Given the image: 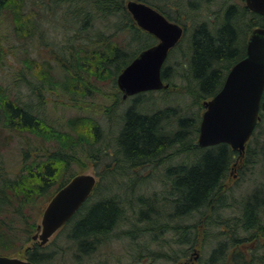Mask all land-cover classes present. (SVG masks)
<instances>
[{
  "label": "trees",
  "instance_id": "1",
  "mask_svg": "<svg viewBox=\"0 0 264 264\" xmlns=\"http://www.w3.org/2000/svg\"><path fill=\"white\" fill-rule=\"evenodd\" d=\"M127 1L32 0L33 6H41L36 10L27 8L28 0H0V11H10L17 39L32 41L37 36L43 47L38 49L37 57L25 58L29 75L37 77L36 89L41 92L47 83L52 85L57 73L60 79L57 85L61 90L78 99L92 88L93 76L100 80H112L117 86L116 79L123 68L141 50L157 42L154 35L138 26L126 7ZM139 1L157 8L170 20L185 27L182 40L185 39L189 47L185 70L175 71L176 67L168 64L169 58L162 69L164 81L171 83L162 90L170 98L175 94L180 96L181 103L169 102L162 108L149 111L140 104V99L152 91L141 92L134 96V102L117 116L116 121L111 115L119 109L123 97L122 94H114L113 103L99 106L110 121L120 127L118 133L112 136L115 143L111 150L108 146L95 147L105 137V129L93 116L71 117L67 128L61 129L36 111L34 103H24L19 95L9 96L1 92L0 132L4 129L14 133L30 131L44 143L57 141V148L50 150L44 147V143L41 148L36 145L27 147L16 171L0 157V248L6 253H20L21 258L35 264H53L56 254H51L46 244L35 241L32 246L25 247L38 230L37 221L31 219L32 213L28 208L41 198L50 200L77 174L66 176L71 164L82 160L76 155L77 149L89 146L90 156L100 160L103 168L97 174L99 180L92 194L68 222L76 218L68 230L77 251L86 254L95 251L103 243L104 234L109 235L118 220L130 219L127 214L129 208L136 212L137 207L141 212L136 217L139 224L149 226L152 223L154 235L159 234L157 230L161 225L167 226V223L159 224L158 218L169 215L170 219L181 222L183 218L196 216L194 226L197 228H192L193 238L184 240V236L176 239L170 236L161 243L163 249L158 251L169 249L179 253L185 245L188 255L189 249L198 240L200 223L206 215L207 228L203 226L201 243L207 245L215 241V245L205 258H201L202 264H264V184L254 186L238 202L227 203L229 190L225 181L245 153L240 156L238 150L224 142L204 148L196 143L205 110L204 102L221 89L231 67L244 57L249 35L256 26H264V16L250 10L246 3L227 4L206 17L202 5L209 0ZM49 15L53 20L62 22L60 31L66 37L59 53L54 51L56 42L50 39L58 30V24L52 23V28ZM4 38L0 30V68L10 62L5 58L9 52L4 49ZM120 38L123 40L120 41ZM133 43L136 45L133 46ZM29 44L33 46V43ZM22 46L31 56V48ZM41 49L50 55L52 53L57 65L51 62L52 58L43 56ZM3 51L6 52L4 55ZM22 72L20 69L19 74ZM177 73L185 80L181 85L173 82ZM22 77L23 74L19 76ZM74 105L82 106L75 102ZM260 117L256 129L264 119V94ZM7 140L5 138V143ZM262 172L264 174V167ZM57 173L61 179L58 185ZM151 177L159 179L160 191L155 189L151 194L142 192L141 184H148L146 180ZM130 182L134 183L131 187L125 185ZM103 183H106L108 191L111 188L132 189L135 185L136 188L128 197L121 193L106 196ZM157 203L165 208L166 213L156 211L153 206ZM219 209L236 215L223 217L217 212ZM150 213L155 220L150 218ZM68 223L67 226L72 225ZM135 231L125 234L134 236ZM172 246H177V250ZM166 255L156 254L154 260L160 258L175 264L183 256L170 254L166 258ZM153 264L157 263L153 261Z\"/></svg>",
  "mask_w": 264,
  "mask_h": 264
},
{
  "label": "rangeland",
  "instance_id": "2",
  "mask_svg": "<svg viewBox=\"0 0 264 264\" xmlns=\"http://www.w3.org/2000/svg\"><path fill=\"white\" fill-rule=\"evenodd\" d=\"M32 0H28V6L27 8H34L36 10L41 9V6H33L31 4ZM46 2L50 0H45ZM204 1V0H203ZM230 3H239L240 5L245 4V0H209L204 1L202 5L203 14L208 17L212 16L217 12L220 8L224 7L227 4ZM44 5V4H43ZM43 7V6H42ZM7 9H3L0 11V30L1 33H3L4 42L6 45H4V49L8 50L9 54H6V59H10V62H6V65L4 68H0V93L5 92L9 96L13 95H19L21 96L24 103L32 102L34 103L35 110L40 112L42 116L50 123L54 124L57 127H60L61 129L67 128V122L68 119L75 116L80 115H91L96 120L100 121V124L102 128L105 129V137H102V142L96 143L95 147H110L109 149L113 150L112 144L115 142L112 139L113 135H116L119 130V125L115 124V122L110 121V117H108L107 114H105L102 109L99 108L101 105L110 104L114 102V94H122V91L119 89L118 85L115 86L114 82L112 80H100L97 77H91L93 85L90 91L86 92L85 95L81 94V97L78 99L72 98L71 94L66 93L65 91H62L60 86L57 85V82H59V75L56 73L54 82L52 85L46 84L44 87H42L41 92L36 89V85L38 82H36V75H29L28 68H27V62H25V58L27 56L29 57H37L38 56V49L43 48L40 43L37 41L36 37L32 41H24L19 40L15 36V33L13 31L12 27V19H11V13ZM50 16V15H49ZM49 23L51 24L53 28V24H58V30L52 35L50 38L52 41H55L56 44L54 46V51L61 50V45L66 41V37L60 29H62V22L55 21L49 17ZM123 37V36H122ZM45 40H48V38H45ZM120 41L123 40V38L119 39ZM29 43H33V46H31ZM67 43V42H66ZM22 45L27 46V48H31V56L27 55V52L25 51L26 48H24ZM30 45V46H29ZM136 45V43H133V46ZM14 47V48H13ZM189 47L187 45V41L184 39L182 40L181 44L178 45L175 49L171 50V55H169V65H172L176 67L175 71H183L185 70L184 64L187 62V53H188ZM42 55L45 57L52 58V53H46V51H43L41 49ZM6 52L3 51V55ZM54 58V57H53ZM51 59V62L54 65H57V61L54 59ZM167 58V59H168ZM167 65V63H166ZM187 65V64H186ZM183 67V68H182ZM20 69L23 70L22 73L19 74ZM59 69V68H58ZM23 74L22 78H19L20 75ZM32 79V80H31ZM35 80V81H34ZM173 82L177 85H181L185 82L184 79H182L180 74H175ZM171 84V83H170ZM149 91H147L148 93ZM174 92V91H173ZM162 89L159 90H152V92L148 94H144L142 99H140V104L143 106L145 105L146 108L149 109V111H153L156 108H162L166 106L169 102L173 103H181V97L177 94L173 95L172 98L167 96ZM135 95H132L130 97H127L126 99H122L118 105L117 111L114 112V114L111 115L113 120L117 118V116H120V113L124 111L125 108H127L129 105H131L134 101ZM69 100L72 102H69ZM75 103H79L80 106L74 105ZM37 103V106H36ZM169 103V104H170ZM89 105L93 106L92 108L88 107ZM98 106L96 109L95 107ZM85 107V108H82ZM99 108V109H98ZM92 109V110H91ZM94 109V110H93ZM117 121V119H116ZM70 130V129H69ZM1 138H0V157L5 161L6 165L12 168V170L16 171L21 165V159L23 155V151L25 149H28L27 147L33 148L34 145L41 148L42 144L44 143L42 139L35 134H33L30 131H26L23 133H18L10 130V129H4V131L0 132ZM10 137V138H9ZM5 138H8L7 142L5 143ZM29 143V144H28ZM31 144V146H30ZM45 148H49L50 150H55L57 148V141L50 140L46 141L44 143ZM38 148V149H39ZM89 146H82L79 147L76 151L77 157H81L82 160H78V162H73L71 164V167L69 171L66 172V176L68 177L71 173H91L96 175L97 179L99 180V171H102L103 164L98 161L97 159L90 156V152L88 150ZM33 150V149H32ZM244 157H240L241 159L238 160L235 165L232 173L225 181L226 188H228V198L226 199L227 203H233L238 202L241 198L246 196L251 189L256 185H263L264 184V174L262 172V169L264 167L263 160H264V119L261 121V125L255 130L254 135L250 139V141L247 143L246 152H244ZM99 163V165H98ZM54 178V177H53ZM55 178L57 179L56 184L61 180L60 175L58 173L56 174ZM64 178V177H63ZM156 177L148 178L146 181L147 183L141 184V191L152 193L155 189L160 191L158 188H161L160 184H158L160 181ZM59 184V183H58ZM57 184V185H58ZM129 184L128 187H131L134 183H126L125 185ZM103 188L105 187V195H111L112 193L122 194V196L128 197L130 196V193H134V190L132 189L136 188L133 186L132 189H124L120 190V188L115 189L111 188V191L106 189V183H103ZM126 187V186H125ZM108 193V194H107ZM117 196V195H115ZM50 200L44 201L43 198L38 200L35 204L30 206L28 208V211L32 213V218L37 221V224L41 223L42 220V214L44 212V209L46 205L48 204ZM160 203L155 204L153 207L156 209L157 212H165L164 207ZM230 208V207H228ZM232 208L236 209V206H233ZM127 214L130 215V219L126 220L124 219L123 222H121V228L119 230H114L112 234H110L109 240L107 241L108 244H101L95 251L90 252V254L82 253L77 251V246L74 243V240L69 237L70 229L73 226L74 221L76 218L72 220V225L67 226V224L59 229L54 235L50 237V240L48 243H46L47 250L51 254L55 255V260L52 262L53 264H131L133 263L132 260V254H114L121 251H128L133 248L134 242H136L137 239L142 237L143 243L140 245L138 244L137 248L139 250L145 249V242L150 240V249L158 251L160 249H163L161 243L165 241V239H168L170 236L171 238L174 237H183L184 234H186L185 239L187 238H193L194 236V230L193 227L197 228L196 225L194 226L196 222V216L183 218L181 222H179L177 219H170L171 217L169 215L164 216L162 218H158L159 224H165L167 223V226L161 225L159 229L157 230L159 232L158 235H154L153 239H150L149 237H146V232L142 231L143 229H146V223H143L142 226L139 224L138 220L139 214L141 212H138V208L136 207V212L131 207L129 208ZM166 209H169L168 207ZM138 212V213H137ZM217 212L224 213L223 217H228V214L230 212L223 211L222 209L218 210ZM137 213V214H136ZM166 213V212H165ZM155 217V216H154ZM206 215L203 218V222H201L200 225V234L201 238L200 241L202 242L203 239V230L206 226ZM155 220V218H152ZM174 226H169V225ZM191 225V227L189 226ZM179 228L177 230V228ZM204 226V227H203ZM156 227V229L158 228ZM136 230V233H142L137 237L130 236L124 234L125 230ZM190 230V232H189ZM193 230V231H192ZM193 232V233H192ZM34 240L31 238L29 242H26L25 247L32 246L34 244ZM215 245V241H212V243L207 245H199L201 254L200 258H205L208 254L211 248ZM142 247V248H141ZM171 248L177 250V246H172ZM0 248V254H7L10 256H18L21 257L20 253H6L5 251L1 250ZM104 251H109L112 254H104ZM103 253V254H102ZM156 253V252H155ZM78 254H80L78 256ZM164 255V254H159ZM175 255V254H173ZM156 256V254L154 255ZM168 258L170 254L166 255ZM188 259V258H187ZM153 261L157 264H170L166 261L161 260L158 258L157 260ZM170 262V260H168ZM152 262V260L150 261ZM50 264V262H48ZM195 264H202L200 259Z\"/></svg>",
  "mask_w": 264,
  "mask_h": 264
},
{
  "label": "water",
  "instance_id": "3",
  "mask_svg": "<svg viewBox=\"0 0 264 264\" xmlns=\"http://www.w3.org/2000/svg\"><path fill=\"white\" fill-rule=\"evenodd\" d=\"M250 10L264 16V0H245ZM128 11L143 30L157 42L141 50L118 74L117 85L123 98L140 92L167 88L163 65L184 34V26L170 20L155 7L139 0H128ZM264 93V26L250 33L245 55L229 70L221 89L204 102L197 145L200 148L228 143L243 155L246 144L260 120ZM96 176L78 173L62 186L46 205L34 240L46 244L88 199ZM199 254H196V257ZM0 264H35L29 259L0 254Z\"/></svg>",
  "mask_w": 264,
  "mask_h": 264
},
{
  "label": "flooded vegetation",
  "instance_id": "4",
  "mask_svg": "<svg viewBox=\"0 0 264 264\" xmlns=\"http://www.w3.org/2000/svg\"><path fill=\"white\" fill-rule=\"evenodd\" d=\"M223 215H224V213H221V216H223ZM235 215L236 214H234V213L228 214V216H231V217H233ZM149 216L151 219L154 217L153 213H150ZM123 220L124 219H122L121 221L118 220L117 226L115 227V229L111 230L110 234H112V232H114V230H119L121 228L120 224H121V222H123ZM146 227H148V228L143 229L142 231L146 232V237L153 239L154 233H155L154 225L151 223V225H149V226L146 225ZM129 231H133V229L132 230H125L124 234L126 232H129ZM142 231L138 234L135 231L134 236L136 235L135 237L138 238V236L142 233ZM110 234L109 235H107L106 233L104 234L103 244H108L107 241L109 240ZM185 236L186 235H184V239H185ZM197 236H198V240H197L196 244L189 249L188 255H186L187 252L185 249V245H184V248L181 249L179 253L170 251L169 249H167L165 251H158V253H155L152 250H150V240L145 242L146 247L144 250H139L137 248V246H138V244L140 245L141 243H143L142 237H140L139 239L136 240V242H134L133 248L131 250L121 251V252H117L114 254H132L131 258L133 260V263H131V264H153L154 254H179V255L183 254V256H180L179 259L175 262V264H195L199 259L201 261L200 255L197 257L195 255V254H201L200 247H199L200 244L202 245V243L200 241V238H201L200 232L198 233ZM104 254H112V253H110L109 251H104ZM151 260H152V262H150Z\"/></svg>",
  "mask_w": 264,
  "mask_h": 264
}]
</instances>
